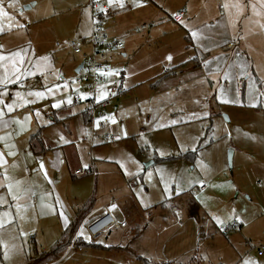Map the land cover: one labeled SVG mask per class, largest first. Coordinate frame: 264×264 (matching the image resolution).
I'll return each mask as SVG.
<instances>
[{"label": "rangeland", "instance_id": "1", "mask_svg": "<svg viewBox=\"0 0 264 264\" xmlns=\"http://www.w3.org/2000/svg\"><path fill=\"white\" fill-rule=\"evenodd\" d=\"M90 1L0 0V6L7 13L0 15V45L3 46L0 52L7 55L23 49L25 63L21 66L23 74L19 81L31 76L21 83H4L9 87L0 89V101H3L0 104L7 109V104L18 100L16 103L30 106L35 115L45 108H54L52 105L56 103L71 105L75 108H69L70 112L76 114L72 122L82 137L83 123L78 110L86 107V100L94 96L93 91L97 92L96 100L102 101L105 99H99L101 92L108 93L112 87L118 89L119 93L113 95L105 108L107 116L116 120L109 129L115 141L97 147L105 159H112L118 167L121 163L125 165L121 167L123 174L126 170L132 173L125 174L124 180L120 175L115 176L116 188L127 187L123 182H133L127 192L136 198L139 195L147 198L151 218L142 231L146 242L127 244L126 251L109 248L114 242L104 237L91 240L84 229L81 237L85 245L80 250L78 245H69L57 257L54 252L50 261L160 264L167 259L186 260L193 256L198 238L197 224L189 217L188 203L202 209L217 231L218 240L207 248L210 252L204 253L209 264L214 263L215 257L216 263L227 264L226 250L221 247L226 239L239 243L237 248L245 250L247 260L257 261V252L264 251L258 248L264 244V3L262 0H185L184 7L194 15L192 22H187L185 13L186 26H196L198 38L188 42L183 62L188 60L185 68L189 67V75L196 60L200 63L198 68L204 69L195 79L173 80L171 77L175 75L169 73L174 68L167 67V63L163 67V63L150 67L153 65L149 54L137 51L118 59L103 49L100 61L108 70H114L112 75H104L94 85L89 81L72 86L70 83L77 76L75 69L86 58L70 57L64 47L72 41L81 42L86 44L82 53L87 56L91 53L90 32L85 34L92 27ZM237 3L239 11L233 7ZM31 4L34 5L24 10ZM170 5L168 0L164 8ZM96 22L104 30L100 21L96 19ZM57 43L61 46L57 47ZM122 60L126 64L123 71ZM0 63L9 64L8 61ZM4 75L5 69L0 67V78ZM122 78L126 84H121ZM89 84L91 87L87 88ZM54 85L58 87L48 93L46 88ZM35 92H44V96L29 95ZM72 93L78 96L74 103L70 98ZM82 95L86 98L81 99ZM25 100L31 103L25 104ZM58 113L62 116L66 112ZM171 120L180 123L170 125ZM159 124L165 126L158 127ZM95 138L102 142L99 135ZM135 170L138 173L131 172ZM173 178L182 181L179 187L183 190L179 195ZM166 183L169 192H165ZM172 207L179 210L180 218ZM214 216L223 223L217 224ZM32 237L19 235L9 223L0 228V240L9 249L6 258L5 249L0 247V264H47V256L54 248L34 243ZM140 251L143 253L139 255ZM192 262L195 264L193 259Z\"/></svg>", "mask_w": 264, "mask_h": 264}, {"label": "crops", "instance_id": "2", "mask_svg": "<svg viewBox=\"0 0 264 264\" xmlns=\"http://www.w3.org/2000/svg\"><path fill=\"white\" fill-rule=\"evenodd\" d=\"M167 1L135 0L134 2V0H124L125 6L121 8L119 6L110 7L107 0H101V4L105 5L110 11L109 15H105L100 19L99 23L104 26L103 31L107 35L117 37L123 43V48L119 50L105 51L111 53V56L114 54L118 59L120 56L126 58L128 55H134L137 51L142 54H149V59L152 60L151 65H153L150 67L161 63H163V67L167 63V67L174 68L169 73L170 76L175 75L171 77L173 80L178 81L181 77H184L185 80L190 77L195 79L200 76V73L204 72V69L200 70L198 68L200 63L197 60L193 62L191 66L193 70L190 76L189 67L185 68L188 60L183 62V57L187 55L189 49L188 42L192 43L194 39L190 35L197 30L196 26H186L184 15L187 13V22L191 21L194 15L189 12L187 7H184L187 6L185 0H171V5L166 9L164 6ZM180 12L182 14L176 18V14ZM84 16L87 17L88 13H85ZM91 19L93 22V18ZM182 22L184 25H182ZM90 31L87 30L85 34H89ZM188 31H190V34L187 35ZM56 46L59 47L57 44ZM64 48L68 56L75 57L68 48ZM112 51L116 53H112ZM169 55L172 56L171 61L166 59ZM122 61L119 65L123 71L126 64H124V60ZM29 76L19 81V83L27 80ZM32 77L36 78L37 81L39 80L35 74ZM124 78H122L123 82L121 84L124 83ZM121 84L120 90L122 89V93H124ZM6 87L9 86L0 84V89ZM125 87L127 86L125 85ZM16 102L15 105L18 106L14 107L12 112H8L0 104V110L4 112L3 117L0 118V137L4 138L0 140V153H3L4 158V163L0 165V198H3V203H0V219L11 221L9 224L14 225L19 235L23 232L24 237L30 236L31 238L33 236L34 243L52 248L59 242L63 232L70 228L81 214L86 213L80 219L78 225L79 237H81L82 230L85 229L82 226L84 220L87 219V222L92 221L93 218L103 213V208L107 204L115 203L117 209L113 211V216L118 221L124 220L126 225L120 229H112L102 236L106 238V241L114 242L111 243L112 245L109 248L126 251L127 244L131 245V243L137 241L140 243L146 242V237L142 235V231L151 218L147 198L144 199L143 195L136 198L135 195L127 192V189H131L130 186L133 182L131 184L123 182L124 186L127 187H122L123 184H120L122 189L116 188L115 176L120 175V178L122 177L121 179L124 180L125 174L121 171V167L114 164L112 159H105L101 155V149L97 147L105 144L101 134L96 133L100 136L102 142L95 137L91 138L90 126L82 117V112L86 110L87 104L85 108L82 107L81 110H78L81 123H83L82 131H84L81 137L72 122V118L76 114L70 112L71 105L64 104L57 109H55L56 107L45 108L46 110L44 109L45 111L37 117L30 106L25 107ZM74 108L71 109L74 110ZM116 108V105H114L112 109L115 110ZM61 111L66 113H62L61 116L58 113ZM25 116H29L30 120L25 126V130L22 131L20 125L14 121L23 122ZM4 121L9 122L7 126H5ZM34 136H37L40 140V145L37 146L36 150L31 147ZM61 136H63V140H61ZM9 152L14 153V155H8ZM60 160H63V162H60ZM41 162L44 164V171L40 170L39 165ZM78 170L80 173L75 175ZM5 172L8 179H5ZM131 172L138 173L137 170ZM17 182H19L21 199L14 201L8 193L6 185L8 183L13 184V193H15ZM17 204L21 205L19 212L16 208ZM188 204L189 217L194 224H197L198 238L195 241L197 244L192 253L193 256L186 260L180 258L167 259L166 262L160 264H192V259L195 264H209L207 262L208 255L206 254L210 252V249L207 248L212 245L213 241L218 240L217 231L202 209L193 203ZM173 209L180 218L179 210L176 207ZM5 213L10 215L5 217ZM61 213H63V216ZM203 213L204 216L202 217ZM64 216L67 217V226H65ZM112 232H118V234H112ZM232 239H234L233 236ZM226 240L225 243L221 244V247L223 251L226 250L224 254L227 264H243L247 260L245 250L241 249L239 251L237 248L239 243L237 244L235 240L232 243ZM205 244L206 246H203ZM258 248H264V244L259 245ZM258 252L260 253V251ZM258 252L256 262L264 264V251L260 255ZM142 253L143 251H140L139 255ZM226 253H233L235 256L231 257ZM134 257L142 258L137 255ZM216 261L215 257L212 264H221L216 263ZM54 262L56 261H49L47 264Z\"/></svg>", "mask_w": 264, "mask_h": 264}, {"label": "built area", "instance_id": "3", "mask_svg": "<svg viewBox=\"0 0 264 264\" xmlns=\"http://www.w3.org/2000/svg\"><path fill=\"white\" fill-rule=\"evenodd\" d=\"M96 3L100 4V7L104 8V11L101 12L98 10V8L95 6ZM90 10L93 18L92 22V28L90 31V35L88 38L89 45L91 46V53L83 54L82 50L83 47L86 45L81 42H70L67 45V48L70 50L71 54L73 55H82L86 58V61L81 64V68L78 71L79 73L77 76L74 77L73 81L71 82V85L79 86L82 85L84 82L91 81L94 85V83L97 80H102L104 75L100 74V70H104L105 72L108 71L107 67L102 64L100 61L101 58H103V49L104 50H119L123 48V44L114 36L107 35L100 27L98 22H96V19L100 21L102 17L105 15H109V10L106 8L105 5L101 4V0H91L90 1ZM182 12L176 14V18L180 17ZM58 46H60V43H57ZM91 84L87 86V88H90ZM114 93V94H113ZM116 93H119V90L112 87L108 90V95L105 98V100L97 101L96 100V91H93L94 96L89 97L88 100H86L87 107L86 111L88 114L89 119V126H90V136L95 137L97 132L101 134L103 142L111 143L115 141L114 135L109 133V129L112 128L113 123L111 120H105L101 119L102 117H108L106 114V106L108 105V101L113 98V95ZM70 98L73 99V101L78 100V96L74 93L70 94ZM80 102V101H79ZM97 122H99V126H97ZM60 162H63V160H60ZM80 172L79 170L76 171L75 175H78ZM112 205H116L115 203L107 204L103 208V213L95 218L92 219V221L87 222V219L83 221L82 226L85 227L86 233L90 237L91 240L98 239L99 237H102L106 235L110 230L112 229H120L125 227L126 223L125 221H118L113 216V211L117 209V206L115 208L112 207ZM82 228V227H81ZM80 230L77 231L75 234L70 246H75L74 241L79 237ZM80 250V248H79ZM261 253H259L260 255ZM51 264H57V262L51 263ZM80 264V263H78Z\"/></svg>", "mask_w": 264, "mask_h": 264}, {"label": "snow or ice", "instance_id": "4", "mask_svg": "<svg viewBox=\"0 0 264 264\" xmlns=\"http://www.w3.org/2000/svg\"><path fill=\"white\" fill-rule=\"evenodd\" d=\"M134 2H135V0H134ZM262 3H264V0H262ZM107 4L110 7L111 6H119V7L123 8L125 6L124 0H107ZM95 6L98 8L99 11H101V12L104 11V8L100 7L99 3H96ZM225 7H227V5H225ZM233 7L237 8L238 11L240 9L239 3L234 4ZM257 14H259V13H257ZM0 15H7V13L4 12V9H3L2 6H0ZM262 27H264V25H262ZM0 31H2V29H0ZM192 36L194 38H198V33L196 31H193L192 32ZM2 47L3 46L0 45V49H2ZM23 52H24L23 49L17 50V51L12 52V53H9L7 55L2 54V52H0V62L8 61L9 64H10V69H9V64L0 63V67H4V69H5V75H4V77L2 79H0V84H4L6 82L7 83H13L15 81H19L20 80L21 75L23 74L21 66L24 65V63H25V55L23 54ZM166 59L171 61L172 60V56L169 55V56L166 57ZM205 63H207V61H205ZM36 67L39 68V65H36ZM113 71L114 70H112V69H109L107 72H105L104 70H100V74L101 75H112ZM57 87L58 86L54 85L52 88H46V91L48 93H52L53 89L57 88ZM29 95H35L37 98H41V97L44 96V92H35V93H30ZM107 95H108L107 92H101L99 99H105L107 97ZM17 96L20 97V93H17ZM85 98H86L85 95L81 96V99H85ZM0 103H3V101H0ZM24 103L25 104L31 103V101L25 100ZM68 103H71V99L68 100ZM16 106H18V105H15V104H7L6 105L8 112H12L14 110V107H16ZM52 106L53 107H60V104L56 103V104H53ZM252 106L255 107L256 105L253 104ZM3 115H4L3 110H0V118H2ZM36 115L37 116L40 115L39 111L36 112ZM101 119H105V120H109L110 119L112 123H114V124L116 123V120L113 117H102ZM29 120H30V117L29 116H25L23 122H21L19 120H16L14 122L16 124L20 125V128L23 131V130H25V126L27 125ZM8 123H9L8 121H4L5 126H7ZM178 123H180V121H178V120L169 121L170 125H176ZM97 126H99V122H97ZM164 126H165L164 124H159L158 125V127H164ZM124 134H125V136L127 135L126 132ZM116 138L119 139L120 137H116ZM3 139H4L3 137H0V140H3ZM63 139H64L63 136H61V140H63ZM145 143H147V142H145ZM181 150H184V149L182 148ZM192 150L195 151L196 149L193 148ZM160 154L164 155L163 152H161ZM8 155H14V153L9 152ZM3 163H4L3 153H0V165H2ZM120 166L122 168L125 167V165L123 163H121ZM39 167H40L41 171H44L43 162L40 163ZM85 167H87V165H85ZM125 174H131V173H128L127 170H126ZM45 175H46V172H45ZM5 179H8L6 172H5ZM181 182L182 181L177 180L176 178L172 179V183L176 185V189H177L176 195H179L180 191L183 190V189H181L179 187ZM201 183H203V181H201ZM18 184H19V182H17V189H16L15 193H13V184L8 183L6 185V187L8 189V193L12 196V199L14 201H19L21 199V193H20V189L18 187ZM165 192H169V185L167 183H166V186H165ZM0 203H3V198H0ZM20 207H21L20 204L16 205V208H17L18 212H19ZM112 207L115 208L116 205H112ZM8 215H10V214L9 213H5L4 214L5 217H7ZM61 215L63 216V213H61ZM213 219L217 222V224L223 223V221H221L219 217H215L214 216ZM236 219H239V217H236ZM64 220H65V226H67V217L66 216H64ZM5 223H11V221H7L5 219H0V228H3ZM82 234L83 233H81V235ZM21 235H24V233L21 232ZM0 247H3L5 249L4 255L7 258L8 254H9L8 245L4 241L0 240ZM243 264H258V262L252 261V260H245L243 262Z\"/></svg>", "mask_w": 264, "mask_h": 264}, {"label": "trees", "instance_id": "5", "mask_svg": "<svg viewBox=\"0 0 264 264\" xmlns=\"http://www.w3.org/2000/svg\"><path fill=\"white\" fill-rule=\"evenodd\" d=\"M115 50H117V49H115ZM82 117L85 119V121H86V123L88 125L89 124V119H88V114H87L86 110H84L82 112ZM39 141L40 140L38 139V137L34 136V138L32 140V146H31V147H33V150H36L37 146L40 145ZM86 211H87V208H86ZM86 211H83V212H86ZM85 214L86 213L81 214V216L77 218V221L73 225H71L70 228H68L65 232H63L62 237L60 238L59 242L55 246H53L54 249L52 248L53 250L51 251L49 256H47L49 261H50L51 255L54 254V252H55V257H57L58 255L62 254L65 251L67 246H69L71 244V242L73 240V237L75 236V234L77 232V229L79 228L78 225H79L80 219ZM74 244H75V246L78 245L79 248H80V246H84L85 245V242H83L82 237H77V239L74 241Z\"/></svg>", "mask_w": 264, "mask_h": 264}, {"label": "water", "instance_id": "6", "mask_svg": "<svg viewBox=\"0 0 264 264\" xmlns=\"http://www.w3.org/2000/svg\"><path fill=\"white\" fill-rule=\"evenodd\" d=\"M33 5H34V4H31V5H27V6H25L24 10H25V9H29V8H30L31 6H33ZM80 68H81V65L78 66V67L75 69V73H76V74L79 73L78 71L80 70ZM229 161H230V155H229ZM149 165H151V163H149L147 166H149ZM147 166H146V167H147Z\"/></svg>", "mask_w": 264, "mask_h": 264}]
</instances>
